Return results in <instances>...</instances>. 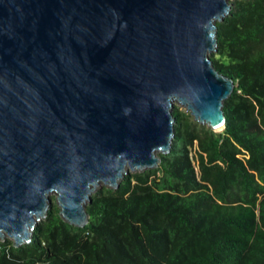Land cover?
<instances>
[{
  "label": "water",
  "instance_id": "water-1",
  "mask_svg": "<svg viewBox=\"0 0 264 264\" xmlns=\"http://www.w3.org/2000/svg\"><path fill=\"white\" fill-rule=\"evenodd\" d=\"M230 0H0V242L31 243L52 209L87 206L157 169L173 103L215 133L235 82L210 55Z\"/></svg>",
  "mask_w": 264,
  "mask_h": 264
},
{
  "label": "trees",
  "instance_id": "trees-1",
  "mask_svg": "<svg viewBox=\"0 0 264 264\" xmlns=\"http://www.w3.org/2000/svg\"><path fill=\"white\" fill-rule=\"evenodd\" d=\"M214 67L235 82L215 133L173 110L171 152L92 196L76 228L54 206L0 264H264V0H236L217 22Z\"/></svg>",
  "mask_w": 264,
  "mask_h": 264
},
{
  "label": "rangeland",
  "instance_id": "rangeland-1",
  "mask_svg": "<svg viewBox=\"0 0 264 264\" xmlns=\"http://www.w3.org/2000/svg\"><path fill=\"white\" fill-rule=\"evenodd\" d=\"M231 2H233V1H236V0H230ZM212 55V54H211ZM176 109H178L180 112H183V113H186V114H189L187 111H186V109L184 108V107H182L179 103H177L176 101L173 103V110H176ZM191 116V115H190ZM192 117V116H191ZM193 118V117H192ZM149 170H146V171H144L143 173H145V172H148ZM133 174H136V173H133V172H130L128 175H133ZM104 188H107V187H105V186H100L95 192H94V194H96V193H98L99 191H102V190H104ZM93 194V195H94ZM50 198H51V201H52V208L54 207V206H56V207H58L57 206V204H56V193H51L50 194ZM9 240V239H8Z\"/></svg>",
  "mask_w": 264,
  "mask_h": 264
}]
</instances>
